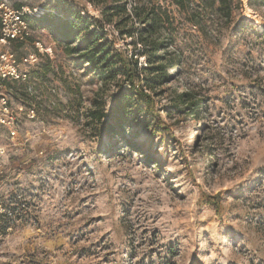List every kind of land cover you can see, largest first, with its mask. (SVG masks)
<instances>
[{
	"label": "rangeland",
	"instance_id": "1",
	"mask_svg": "<svg viewBox=\"0 0 264 264\" xmlns=\"http://www.w3.org/2000/svg\"><path fill=\"white\" fill-rule=\"evenodd\" d=\"M8 1L71 9L100 22L127 58L134 51L118 32L141 25L115 26V16L107 26L101 14L127 0ZM227 1L222 14L158 0L179 64L142 90L148 116L119 136L95 117L129 85L98 83L37 31L50 50L34 94L4 91L22 144L0 127V264H264V3ZM186 92L200 103L197 120L176 108Z\"/></svg>",
	"mask_w": 264,
	"mask_h": 264
},
{
	"label": "trees",
	"instance_id": "2",
	"mask_svg": "<svg viewBox=\"0 0 264 264\" xmlns=\"http://www.w3.org/2000/svg\"><path fill=\"white\" fill-rule=\"evenodd\" d=\"M170 1L182 10L195 2V0ZM256 1L264 3V0ZM118 2L120 1L105 5L101 14L107 25L112 24L115 16H120L115 26L130 23L131 17L141 25L140 29L130 25L128 29L118 32L120 38L127 37L131 41L134 51L129 58L124 52L115 49L114 40L106 38L104 27L100 22L83 17L71 9L45 8L57 11L63 18L44 14L30 21L33 30H48L56 40L57 46L62 48L63 54L79 61V68L90 78L98 83L122 78V83L129 85V89H123L121 85L118 87L107 114L96 113L95 118L100 122L102 131L104 130L109 136L121 135L129 119L137 120L140 116L147 118V109H150L152 102L142 90L144 88L153 90L156 86L162 85L168 80L167 70H172L179 64L178 57L172 55L168 43L162 37L168 26V16L161 10L158 0L138 8L136 6L132 15L126 12L125 3ZM138 2L139 0L137 4ZM197 2L202 8L214 9L222 14H226L230 9L227 0H197ZM137 57L144 58V66L138 65ZM140 84L142 88L137 92ZM11 87H15V84L0 82V92ZM177 99L179 104L176 108L179 112L183 110L184 115L190 120H197L201 109L200 103L193 101L187 92L177 95Z\"/></svg>",
	"mask_w": 264,
	"mask_h": 264
},
{
	"label": "built area",
	"instance_id": "3",
	"mask_svg": "<svg viewBox=\"0 0 264 264\" xmlns=\"http://www.w3.org/2000/svg\"><path fill=\"white\" fill-rule=\"evenodd\" d=\"M136 3L137 0L125 2L129 15H132ZM44 14L63 18L57 11L41 6H16L8 0H0V82L14 83L15 86L22 87L27 94H34L37 82L34 71L40 66L41 57L50 50V46L36 37L38 30H33L30 26L31 20ZM29 45L33 47L32 52L19 56L15 51ZM50 92L54 94V90ZM30 113L33 118V110H30ZM0 127L7 131L13 145L22 144L17 132V111L12 109L4 92H0ZM0 154H3V150H0Z\"/></svg>",
	"mask_w": 264,
	"mask_h": 264
}]
</instances>
